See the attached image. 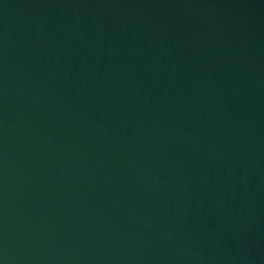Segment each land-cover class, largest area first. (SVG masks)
<instances>
[{
  "label": "water",
  "instance_id": "95a60500",
  "mask_svg": "<svg viewBox=\"0 0 264 264\" xmlns=\"http://www.w3.org/2000/svg\"><path fill=\"white\" fill-rule=\"evenodd\" d=\"M0 264H264V0H0Z\"/></svg>",
  "mask_w": 264,
  "mask_h": 264
}]
</instances>
